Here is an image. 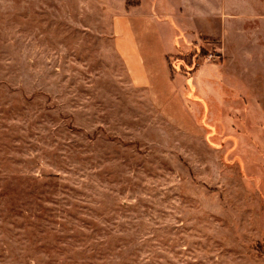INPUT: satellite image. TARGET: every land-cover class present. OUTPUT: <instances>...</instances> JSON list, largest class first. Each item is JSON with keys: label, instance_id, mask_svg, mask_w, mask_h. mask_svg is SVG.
<instances>
[{"label": "rangeland", "instance_id": "1", "mask_svg": "<svg viewBox=\"0 0 264 264\" xmlns=\"http://www.w3.org/2000/svg\"><path fill=\"white\" fill-rule=\"evenodd\" d=\"M247 4L264 54V0ZM111 17L0 0V264H264V82L217 105L200 88L208 113L166 103L132 82ZM199 49L184 75L217 55Z\"/></svg>", "mask_w": 264, "mask_h": 264}, {"label": "crops", "instance_id": "2", "mask_svg": "<svg viewBox=\"0 0 264 264\" xmlns=\"http://www.w3.org/2000/svg\"><path fill=\"white\" fill-rule=\"evenodd\" d=\"M101 1L112 11L115 48L132 82L155 89L166 103L172 99L182 106L184 99L201 102L208 113L200 88L208 89L217 105L230 102L229 92L237 96L233 99L240 98L246 77L251 85L264 82V61L256 60L264 54L247 45L252 41L249 32L255 34V19L248 21L247 0ZM250 8L256 16L255 4ZM201 47L217 55L202 57L193 73L184 75L182 70L189 71L190 66L180 56ZM174 112L185 115L186 108Z\"/></svg>", "mask_w": 264, "mask_h": 264}, {"label": "trees", "instance_id": "3", "mask_svg": "<svg viewBox=\"0 0 264 264\" xmlns=\"http://www.w3.org/2000/svg\"><path fill=\"white\" fill-rule=\"evenodd\" d=\"M208 53L207 52H205V51H203V50H200V49H195L193 52H190V53H188V54H185L184 56H186V57H189L190 58V60H191V62H190V64H195V62L197 61V59H198V57L199 56H206ZM258 250H259V252L261 253V254H264V251L261 249V248H258ZM263 252V253H262Z\"/></svg>", "mask_w": 264, "mask_h": 264}]
</instances>
